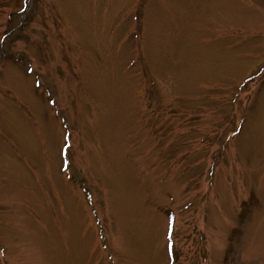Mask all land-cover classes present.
Here are the masks:
<instances>
[{"label": "rangeland", "instance_id": "1", "mask_svg": "<svg viewBox=\"0 0 264 264\" xmlns=\"http://www.w3.org/2000/svg\"><path fill=\"white\" fill-rule=\"evenodd\" d=\"M0 264H264V0H0Z\"/></svg>", "mask_w": 264, "mask_h": 264}]
</instances>
